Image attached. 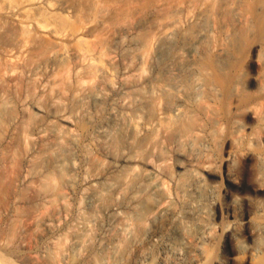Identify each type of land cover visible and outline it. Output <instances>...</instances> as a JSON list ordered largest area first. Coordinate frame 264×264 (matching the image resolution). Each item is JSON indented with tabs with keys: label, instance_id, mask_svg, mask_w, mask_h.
Listing matches in <instances>:
<instances>
[{
	"label": "bare ground",
	"instance_id": "1",
	"mask_svg": "<svg viewBox=\"0 0 264 264\" xmlns=\"http://www.w3.org/2000/svg\"><path fill=\"white\" fill-rule=\"evenodd\" d=\"M0 264H264V0H0Z\"/></svg>",
	"mask_w": 264,
	"mask_h": 264
}]
</instances>
